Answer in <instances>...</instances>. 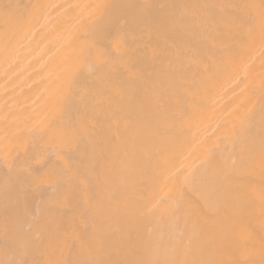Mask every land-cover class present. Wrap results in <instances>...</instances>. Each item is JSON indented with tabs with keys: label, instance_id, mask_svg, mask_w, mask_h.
Returning a JSON list of instances; mask_svg holds the SVG:
<instances>
[{
	"label": "bare ground",
	"instance_id": "6f19581e",
	"mask_svg": "<svg viewBox=\"0 0 264 264\" xmlns=\"http://www.w3.org/2000/svg\"><path fill=\"white\" fill-rule=\"evenodd\" d=\"M0 264H264V0H0Z\"/></svg>",
	"mask_w": 264,
	"mask_h": 264
}]
</instances>
